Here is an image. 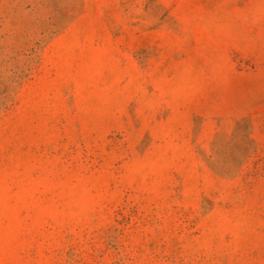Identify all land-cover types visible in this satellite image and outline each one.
<instances>
[{"label":"rangeland","instance_id":"1","mask_svg":"<svg viewBox=\"0 0 264 264\" xmlns=\"http://www.w3.org/2000/svg\"><path fill=\"white\" fill-rule=\"evenodd\" d=\"M0 264H264V0H0Z\"/></svg>","mask_w":264,"mask_h":264}]
</instances>
